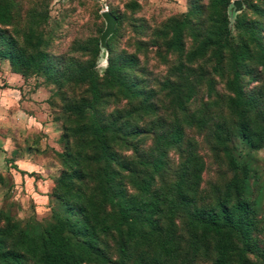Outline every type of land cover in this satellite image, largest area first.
<instances>
[{
	"label": "rangeland",
	"instance_id": "obj_1",
	"mask_svg": "<svg viewBox=\"0 0 264 264\" xmlns=\"http://www.w3.org/2000/svg\"><path fill=\"white\" fill-rule=\"evenodd\" d=\"M1 1L10 5L11 19L8 24H0L6 36L0 38V49L27 56V64L18 69L22 71L23 87L34 95L33 115L37 113V117L33 121L42 123L33 124L23 143L25 148L33 147L27 154L40 165L39 172H31L28 183L17 184L12 174L0 173V229L6 228L8 233L3 234L7 241L13 244L20 229L34 235L62 217L77 222L86 219L95 231V242L114 262L213 264L215 240H200L188 215L193 208L216 210L220 202L230 205L245 198L253 208L250 247L245 257L250 263L264 264V0H228L225 8L215 0ZM104 11L114 17L116 34L110 40L112 32L102 16ZM182 19L186 21L181 30L182 47L174 50L169 41ZM237 20L241 21V30L235 26ZM223 27L229 41L244 45L249 54L240 67L238 88L244 103L238 105L233 103L237 87L232 82L230 49L223 50L220 62L213 46L199 55L204 44L221 41L217 33ZM37 35L41 37L38 42ZM96 37L99 52L94 67L101 90L96 113L100 120L116 122L117 137L109 139L110 149L126 164V168H119L112 163L119 171L114 188L127 200L158 199L160 203L154 215V231L138 224V231L146 238H140L138 232L127 240L124 253L120 252L115 229V209L103 200L96 176L104 162L95 160L98 148L84 133L91 111L88 107L77 110L91 94L85 83L78 82L74 67L88 66V50ZM108 41L110 55L117 64H123L121 74L128 89L111 85L104 74ZM83 43L88 47L80 51L76 45ZM64 65L66 71L60 73ZM13 69L10 61L1 57L2 76ZM7 85L2 78L0 88ZM242 109L244 116L239 115ZM244 117L251 140L239 134ZM50 121L53 124L48 127L45 123ZM177 127L182 129V136L173 142ZM224 147L237 169L231 167ZM156 161L161 164L158 170L153 168ZM187 166L189 173L197 170L200 180L193 191L189 190L190 177L181 186L189 199L184 204L179 201L176 183ZM69 174H76L67 180L81 195L71 196L66 207L57 199L64 189L56 182L61 175L66 178ZM144 180L149 181L146 194L139 188ZM41 190L49 193V199L33 196ZM84 209L94 213L93 217L86 218ZM70 239L76 243L82 236L70 235ZM161 240L166 242V250L159 247ZM230 244L229 257L233 264H239L240 240L232 237ZM23 253L22 264H43L31 253Z\"/></svg>",
	"mask_w": 264,
	"mask_h": 264
},
{
	"label": "trees",
	"instance_id": "obj_2",
	"mask_svg": "<svg viewBox=\"0 0 264 264\" xmlns=\"http://www.w3.org/2000/svg\"><path fill=\"white\" fill-rule=\"evenodd\" d=\"M228 0H215V3H221L225 8ZM11 19L10 5L7 2L0 0V24H8ZM223 20L226 26V15H223ZM186 24L185 19L180 21V26L174 31L173 37L169 41V45L172 49L181 50V30ZM235 26L241 30L242 24L240 20L236 21ZM226 27L220 28L217 33V38L221 41L216 45L206 43L202 47L199 55L205 54V49L209 46L214 47V55L216 56L217 62H220L223 56V50L225 48L230 49V65L232 68L233 78L232 82L237 87L235 89V95L233 99L234 104L244 103L240 89L238 88V80L240 76V67L242 61L245 60L249 54L244 45L234 44L229 41L226 35ZM116 34V29L113 30L112 34L108 37V40L113 38ZM250 37L253 38V31L249 32ZM5 35L0 29V38L5 39ZM38 42L41 37L38 35L35 37ZM93 46L88 50L91 59L88 62L86 68H75V72L78 74L77 80L80 83H85L88 86L90 92V99L80 106V112L84 108L88 107L91 111L88 123L84 125V133L92 137V143L98 148V157L96 161L102 160L104 165L99 173L96 174L100 180L99 187L103 200L109 202L115 209V220L117 225L115 229L119 236L120 252L124 253L125 243L127 240H131L132 237L140 233V238H146L142 235L140 230L138 231L137 225H147L151 230L154 231L155 224L157 221L154 215L160 210V203L158 199L146 200V201H134L127 200L122 197V192L115 189V178L118 175V170L112 167V163H117L119 168H126V164L117 158L110 149L109 139L117 137V129L115 121H103L100 120L96 113V104L100 100V85L98 82V73L95 69V58L99 52V39L93 38ZM12 40H9L11 43ZM81 51H85L88 47L87 44L83 43L80 47L76 45ZM109 59L108 64L105 68L104 74L108 76L111 85L123 87L128 89V82L126 77L121 74L123 64H117L116 60L110 55L112 52L111 43L108 41ZM43 55V54H42ZM33 56V55H32ZM31 56V57H32ZM2 58L8 59L14 69L12 72L18 73L22 76L21 70L18 69L21 65L27 64V56L19 51H13L10 49H0V60ZM191 59V57H190ZM70 66L68 67V69ZM66 71V66L62 67L60 73ZM72 77L74 74L71 75ZM133 94H139L133 92ZM245 111L242 109L239 115L244 116ZM239 134L245 139L251 140V133L247 124V118L244 117L243 121L240 122ZM182 136V129L177 127L173 133V142L180 141ZM217 134V139L223 141ZM222 143V142H221ZM226 157L234 169L238 168L236 161L230 155L227 147H224ZM189 165V164H188ZM161 164L159 161L153 163L154 170H158ZM75 173V171H73ZM79 174L80 173H77ZM76 174H69L66 178L61 175L57 180L56 184L62 187L64 190L58 192L57 199L63 202L64 206H69V200L79 198L81 193L77 190L71 189V184L68 183V178ZM189 177L192 179L189 185V190L193 191L195 186L200 180V175L197 170L189 173V167L187 166L182 175L177 180V192L179 194V201L186 204L189 203L187 195L181 191ZM139 188L142 194H146L149 191V181L144 180L139 184ZM68 193V196H66ZM70 194V195H69ZM49 199V193H46ZM184 200V201H183ZM218 209H206V208H193L188 215V222L192 228L198 230L199 239L206 241L210 238L215 240L214 249L216 257L213 264H233L229 257V251L231 250L230 240L232 237H237L240 240V248L237 256L239 264H254L248 262L245 257L247 250L250 247V234L253 226V219L251 214L253 208L251 203L245 198L237 199L232 204L228 205L225 202H220ZM83 209V208H82ZM87 211L84 209V212ZM94 215L90 214L89 211L85 213V217ZM16 226V225H15ZM11 230L10 227L7 228ZM7 232L6 228L0 229V264H22L23 251H27L36 257L43 264H83L85 262H101L108 264H123L122 261L114 262L112 258L107 256L104 251L98 246L94 240L95 231L89 226V223L85 219L83 222L73 221L70 218L62 217L56 220L54 224L49 228H45L40 232H36L31 235L27 230H19L20 236L15 239L13 244L7 241L6 235L3 233ZM8 233V232H7ZM70 235H81L82 240L73 243L70 239ZM11 237V234H10ZM38 240V241H37ZM159 247L162 250L167 249L166 242L161 240ZM142 264H156V262H143Z\"/></svg>",
	"mask_w": 264,
	"mask_h": 264
},
{
	"label": "crops",
	"instance_id": "obj_3",
	"mask_svg": "<svg viewBox=\"0 0 264 264\" xmlns=\"http://www.w3.org/2000/svg\"><path fill=\"white\" fill-rule=\"evenodd\" d=\"M2 78L8 85L0 88V173L12 174V180L16 184L23 181L28 183L30 180L28 175L33 171L39 172L40 165L30 158L31 154H27L33 147L29 145L25 148L23 143L27 141L33 124L41 126L42 123L33 121L34 116L37 117L36 112L33 115L34 95L33 92L27 91L25 85L23 87L22 76L12 71L2 76L0 72V80ZM45 124L51 127L53 122ZM17 142L22 144L17 145ZM32 180L34 182L35 179ZM42 191H35L33 196L41 200L47 199L46 193H41Z\"/></svg>",
	"mask_w": 264,
	"mask_h": 264
},
{
	"label": "water",
	"instance_id": "obj_4",
	"mask_svg": "<svg viewBox=\"0 0 264 264\" xmlns=\"http://www.w3.org/2000/svg\"><path fill=\"white\" fill-rule=\"evenodd\" d=\"M102 16L105 18L106 22H107V27L108 30L111 32H113L114 30V17H112V15L110 13H108L107 11H104L102 13Z\"/></svg>",
	"mask_w": 264,
	"mask_h": 264
}]
</instances>
